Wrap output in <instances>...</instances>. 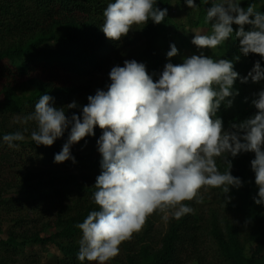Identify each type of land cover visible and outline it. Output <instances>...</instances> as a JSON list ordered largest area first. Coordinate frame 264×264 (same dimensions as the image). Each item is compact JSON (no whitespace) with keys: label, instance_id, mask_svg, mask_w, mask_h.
<instances>
[{"label":"trees","instance_id":"16d2710c","mask_svg":"<svg viewBox=\"0 0 264 264\" xmlns=\"http://www.w3.org/2000/svg\"><path fill=\"white\" fill-rule=\"evenodd\" d=\"M172 1L157 0L158 8L167 9L163 22L149 20L145 25H133L127 35L114 41L100 28L109 0H0V233L3 221L12 225L7 237L0 238V264H13L19 254L23 256L21 264H81L77 252L82 232L76 225L98 210L92 200L95 180L101 172L102 157L96 140L102 129L98 126L94 127V135L71 145L75 163L64 161L68 169L29 170L54 161V154L61 151L70 131L69 127L50 146L36 145L31 140L35 122L19 121L34 111L41 95L53 97L52 105L64 108L66 116L80 115L88 103L87 96L97 89L106 90L111 83L108 73L113 66L135 59L146 65L148 73H156L155 81L166 63L182 64L190 57L184 49L190 54L231 60L241 77L256 61L264 67L259 54L244 56L239 52L234 34L215 49L197 48L191 42L192 36L186 34L185 25L174 22L169 15ZM176 2L187 12L190 26L202 28L206 34L211 32V24L205 23L211 0L207 4L195 0L196 9L184 0ZM248 5L264 12V0H241V7ZM232 27L234 31L237 28L235 24ZM248 27L245 25V30ZM171 44L178 52L168 58ZM254 84L264 87V81L253 82L250 78L234 82L238 95L232 98L231 106L222 103L216 113L225 129L256 113L246 95V89ZM72 101L77 107L67 108ZM17 131L23 133L24 140L10 148L2 137ZM254 158L253 152L228 157L231 174L240 177L243 186H230L231 199L227 202L222 190L216 188L219 193L215 203L222 212L212 209L205 218L187 201L193 212L179 220L169 214L166 230L157 241L151 229L161 220L162 212H154L147 217L145 229L122 242L120 254L108 264H264V205L252 199L258 192L250 166ZM217 166L222 173L227 168L220 158ZM17 168L19 173L15 172ZM49 245L60 254L54 260H42L37 253L25 254L34 246L49 252Z\"/></svg>","mask_w":264,"mask_h":264},{"label":"clouds","instance_id":"9594fccd","mask_svg":"<svg viewBox=\"0 0 264 264\" xmlns=\"http://www.w3.org/2000/svg\"><path fill=\"white\" fill-rule=\"evenodd\" d=\"M184 3L197 8L195 0ZM156 5L157 0H109L100 28L107 38L119 41L133 25L163 22L167 9ZM205 23L211 24L209 34L192 31L191 42L197 48L215 49L234 34L241 54H259L264 60V12L253 5L244 8L241 0H211ZM177 52L171 44L166 56ZM154 75L144 63L126 59L123 66L109 71L111 83L106 90L87 96L80 115L66 116L64 108L52 105L53 97L43 94L34 111L19 121L35 122L30 136L36 145H52L70 127L61 151L54 154L56 163H75L71 145L94 135L95 126L102 129L96 140L101 172L92 194L98 210L76 225L82 232L77 252L81 264H108L119 254V245L141 231L154 212L165 213V220L169 214L179 220L192 213L193 208L183 201L201 203V188H220L226 202L230 200V186L239 189L243 182L231 174L228 157L241 152L254 153L250 166L258 192L252 199L264 205V87L254 94L251 103L257 111L250 118L225 129L216 115L222 103L231 106L238 95L233 87L237 79L264 81L260 61L241 77L231 60L193 54L182 64L166 63L155 81ZM76 107L75 101L67 105ZM23 140L20 131L2 137L10 148ZM217 158L227 164L223 173Z\"/></svg>","mask_w":264,"mask_h":264},{"label":"rangeland","instance_id":"374dc122","mask_svg":"<svg viewBox=\"0 0 264 264\" xmlns=\"http://www.w3.org/2000/svg\"><path fill=\"white\" fill-rule=\"evenodd\" d=\"M169 15L171 16L172 20L174 22H177L179 24L185 25L186 29V34L188 36H194V33L192 31H198L201 34H206V32L204 30H202V28H196V27H192L189 25V21H188V16H187V12L185 11V9L183 8V6L181 4H179L178 2L172 1L171 2V7L169 9ZM191 38V41H192ZM184 54H188L189 56H191L192 54L196 55V52H192L190 54L188 49H184L183 50ZM262 88V86L260 84H254L252 87H249L246 89V95L248 96V105L252 104L251 101L254 98V94L257 93L260 89ZM15 161L19 160V156L17 158H14ZM68 166V163L65 162H60V163H56L54 161H51L50 163H42L40 165L37 166H32L30 167L29 170H31L32 173L38 172V171H45L47 169L50 170H64V169H68L66 168ZM17 171V173H19V169H15ZM219 193V191L216 188H208L207 190H205L204 188H201L199 190V195H201L203 197V200L201 203H197L195 199L188 201L190 203V205L198 210V212H200L205 218H208V215L210 213V211L212 209H216L219 212H222V210L218 207V205H216L215 200L217 198V194ZM187 202L183 201V203L185 204ZM32 215V214H31ZM165 215V213H162V218L161 220H159L158 222H154L153 226H152V231H151V235L152 238L154 239V241H157V239L159 237H161V235L163 234V232L166 230V220L163 219V216ZM32 217V216H31ZM12 228L11 223L9 222H2V230L3 232L0 233V238L1 239H5L7 237L8 231ZM17 228H14V230H16ZM145 229V227L143 226V228L141 229V231L134 233L132 235V238L129 240L133 239V236H136V234H139L140 232H142ZM49 252H44L42 250H40L37 247H30L27 248L25 250V254L26 256H28L29 254H33V253H37L41 256L42 260H54L56 257H59L60 254L58 253V251L56 250L55 246L53 245H49V247L47 248ZM121 250L119 251L120 254ZM23 256L21 254H19L15 259L16 261L13 264H21ZM184 264H191V261H186Z\"/></svg>","mask_w":264,"mask_h":264}]
</instances>
